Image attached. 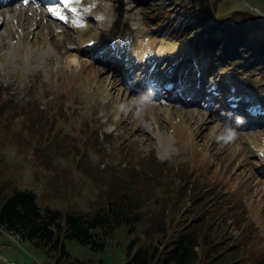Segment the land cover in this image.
Segmentation results:
<instances>
[{
    "label": "rangeland",
    "instance_id": "1",
    "mask_svg": "<svg viewBox=\"0 0 264 264\" xmlns=\"http://www.w3.org/2000/svg\"><path fill=\"white\" fill-rule=\"evenodd\" d=\"M197 1L166 2L168 17L154 26L135 0H81L69 5L75 12L60 0L0 1V91L8 99L0 102V205L13 190H29L42 208L91 214L114 190L132 193L142 215L134 234L117 227L102 251L65 241L69 263L126 264L130 241L155 245L163 239L155 227L171 219L170 229L196 219L197 252L206 233L242 264L264 256V73L246 69L248 62L210 72L216 54L198 50L200 38L189 47L185 35L163 36ZM203 1L221 4L216 19L255 13L264 24V0ZM262 37L257 28L248 34ZM91 40L100 45L89 49ZM198 73L200 93L191 80ZM229 132L236 136L225 144L219 137ZM143 157L159 169L142 166ZM144 175L150 188L130 185ZM168 182L185 185L180 199L163 187ZM56 257L0 227V264H67Z\"/></svg>",
    "mask_w": 264,
    "mask_h": 264
},
{
    "label": "trees",
    "instance_id": "2",
    "mask_svg": "<svg viewBox=\"0 0 264 264\" xmlns=\"http://www.w3.org/2000/svg\"><path fill=\"white\" fill-rule=\"evenodd\" d=\"M135 1L145 11L144 18L147 25L154 26L158 25L156 24L157 19L168 17L166 7L171 6L174 0ZM166 2L172 3L167 4ZM202 3H205L204 6ZM193 4L190 2L186 5L184 14H182L184 18L179 19L182 15L181 17L176 15L178 16L175 19L177 24H171L170 32L166 30L163 33L167 40L174 36L175 40H178L185 35L187 39L185 42L190 47L194 45L193 38L196 41L200 38L197 45L203 43L205 45L199 46L198 50H205L207 54L215 53L216 55L211 57L217 59L214 62L216 65H222L225 68L230 63H239L241 68H244L243 62H248L246 69L264 73V60L261 58L262 53L264 54V37L255 38V41L248 38V34L255 28L264 30L261 16L249 13L250 18L246 20L245 15L232 11L233 13L230 12L216 19L214 14L218 13L217 10H221L219 2L209 3L200 0L197 1V5ZM188 15L191 17L185 21V16ZM212 18L214 19L213 25H205ZM212 31L217 32L219 36L216 38L209 36L208 40H204L202 34H210ZM195 52L197 53L196 50ZM4 100L8 102L7 96L0 91V102ZM138 161L145 168L152 165L151 168L159 169L157 167L159 164H155L152 157L139 158ZM165 168L167 171L172 170V167L166 166ZM156 172L159 171H155V176ZM133 179L130 182L131 186L133 184L135 187L146 185L150 188V183L148 184L150 179L146 175ZM163 187L174 190L175 198L179 197V199L186 188L184 184L176 187L171 182L163 183ZM112 194L105 206L99 207L91 214L62 213L59 210L40 207L35 193L15 189L0 205V227L17 236L21 241L30 243L34 248L43 250L48 256L57 254L56 258L65 262L70 258L65 248V241H74L78 245L88 246L93 251H102L105 240L117 227L125 225L129 235L136 232V226L142 216L139 213L138 201L132 193L118 194L112 190ZM176 202L172 204V207L177 204ZM178 212L177 215L181 216L186 213V210ZM171 222L168 226L159 223L155 227L154 232L163 236V239L155 245H139L138 238L134 237L127 246L126 264H242L239 260H233L232 254L226 252L228 249L218 245L219 242H216L214 238L208 239L210 235L206 233L203 234L204 237L201 240L203 245L201 252H197L201 229L195 227L196 219L189 223L176 224L170 229ZM144 234L148 235V231ZM58 262L56 261V264H59ZM66 263L76 264V261ZM255 264H264V256L257 259Z\"/></svg>",
    "mask_w": 264,
    "mask_h": 264
},
{
    "label": "snow or ice",
    "instance_id": "3",
    "mask_svg": "<svg viewBox=\"0 0 264 264\" xmlns=\"http://www.w3.org/2000/svg\"><path fill=\"white\" fill-rule=\"evenodd\" d=\"M81 0H60V4L63 5L65 9H67L70 12H75L74 8H70L69 5L72 4H79ZM25 5H27L28 0H24ZM47 11L50 13V15L56 19H59L61 21H66L65 16L61 12L60 8L58 6H49L47 8ZM83 27V25H79Z\"/></svg>",
    "mask_w": 264,
    "mask_h": 264
},
{
    "label": "bare ground",
    "instance_id": "4",
    "mask_svg": "<svg viewBox=\"0 0 264 264\" xmlns=\"http://www.w3.org/2000/svg\"><path fill=\"white\" fill-rule=\"evenodd\" d=\"M0 1H4L6 3V7H10L12 4H14V0H0ZM49 1H52V0H49ZM5 9H7V8H5ZM95 57H96V59H98L97 54L95 55ZM110 57L119 58V55L115 53V54H111ZM71 62L72 63H75L76 62V59L75 58H71ZM164 148L166 150H169L170 149L167 144L164 146Z\"/></svg>",
    "mask_w": 264,
    "mask_h": 264
},
{
    "label": "clouds",
    "instance_id": "5",
    "mask_svg": "<svg viewBox=\"0 0 264 264\" xmlns=\"http://www.w3.org/2000/svg\"><path fill=\"white\" fill-rule=\"evenodd\" d=\"M97 20H102L104 17L102 15H98L96 17ZM236 133L235 132H229L227 136H222L219 137L221 141H223L225 144L228 143L229 141H232L235 139Z\"/></svg>",
    "mask_w": 264,
    "mask_h": 264
}]
</instances>
